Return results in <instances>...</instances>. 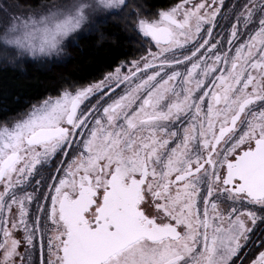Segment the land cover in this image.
<instances>
[{"label":"snow or ice","instance_id":"6c2138e0","mask_svg":"<svg viewBox=\"0 0 264 264\" xmlns=\"http://www.w3.org/2000/svg\"><path fill=\"white\" fill-rule=\"evenodd\" d=\"M222 7L0 0L20 56L113 16L139 44L0 119V264H264V0Z\"/></svg>","mask_w":264,"mask_h":264},{"label":"trees","instance_id":"16d2710c","mask_svg":"<svg viewBox=\"0 0 264 264\" xmlns=\"http://www.w3.org/2000/svg\"><path fill=\"white\" fill-rule=\"evenodd\" d=\"M176 0H149L150 5L163 6ZM39 2V0H37ZM133 31L120 16L100 24L92 32L69 45L63 61L39 64L20 59L17 51L0 44V119L13 116L69 83L86 85L113 71L116 63L135 51ZM16 56L18 58H14Z\"/></svg>","mask_w":264,"mask_h":264},{"label":"rangeland","instance_id":"374dc122","mask_svg":"<svg viewBox=\"0 0 264 264\" xmlns=\"http://www.w3.org/2000/svg\"><path fill=\"white\" fill-rule=\"evenodd\" d=\"M224 2H226L227 3V7H226V10L228 9V8H230L235 2H236V0H224ZM223 19V18H222ZM223 25H226L227 24V21H225L224 19H223ZM85 33H87V31H85ZM84 33V34H85ZM81 36V35H80ZM80 36H76L75 37V39L74 40H72L71 42H68L67 44H66V47H65V50H64V53H63V55L59 58V59H55V58H52V59H49V58H37V59H33V58H31L30 56H20L19 54H18V52H17V54L20 56L19 58L21 59L22 58V60H24V59H30L31 58V60H33V61H37L39 64H50V63H52V62H54V61H63V60H65L67 57H68V48H69V45H73V44H76L77 43V41H78V38L80 37ZM14 58H18V57H16V56H13ZM39 178V177H38ZM31 189H29V191H30ZM24 235V233H23V231L22 230H20V232H19V237L18 238H20V237H22ZM21 251H23V244L21 245Z\"/></svg>","mask_w":264,"mask_h":264},{"label":"flooded vegetation","instance_id":"af4514ba","mask_svg":"<svg viewBox=\"0 0 264 264\" xmlns=\"http://www.w3.org/2000/svg\"><path fill=\"white\" fill-rule=\"evenodd\" d=\"M179 2V0H176V1H170L169 3H167V4H165V5H163V6H160V7H156L157 9H159V8H167V7H171L173 4H175V3H178ZM226 7H227V3L226 2H224V7H222L221 8V14L217 17V20L219 21V24L220 25H222L223 26V19H222V17H223V15L226 13ZM222 31V28L221 27H217L215 30H214V33H213V35H215L217 32H221ZM134 34V33H133ZM133 41H135L136 43H135V46H136V49L139 47V44L137 43V39L135 38V34L133 35ZM139 55V53H137L136 51L130 56V57H128L127 59H129V60H131V59H135L137 56ZM103 76V75H102ZM102 76L101 77H99L98 79H101L102 78ZM98 79H96V80H98ZM113 88L115 89V91L117 92V93H122L123 92V90H124V88H125V85H123V84H121L120 85V87L119 88H115V85H113ZM93 102H95V101H93ZM110 102V101H109ZM87 103V102H86Z\"/></svg>","mask_w":264,"mask_h":264}]
</instances>
